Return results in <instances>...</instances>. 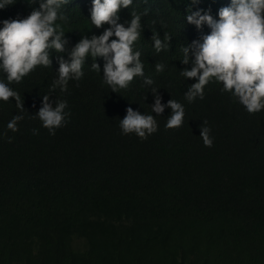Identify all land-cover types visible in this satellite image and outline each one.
I'll use <instances>...</instances> for the list:
<instances>
[{
  "label": "trees",
  "instance_id": "16d2710c",
  "mask_svg": "<svg viewBox=\"0 0 264 264\" xmlns=\"http://www.w3.org/2000/svg\"><path fill=\"white\" fill-rule=\"evenodd\" d=\"M14 2L0 9V21L26 18L39 7V0ZM229 4L133 0L120 11L119 23L127 26L132 11L149 10L135 45L145 77L153 79L162 103L174 99L185 108L182 127L165 128L166 108L147 140L119 128L128 107L151 113L154 97L143 78L111 92L103 58L96 59L98 72L88 57L80 81H69L67 92L51 90L58 56L68 60L82 36L109 27L92 25V0L63 7L68 20L57 23L69 41L66 51H53L51 67L38 66L10 85L26 111L15 100L0 101V264H264V110L249 114L215 80L203 99L190 103L184 94L196 81L180 75L191 67L180 61L181 46L202 42L211 31L188 24L187 10L219 19L218 10ZM153 32L172 36L170 50L155 52ZM158 62L165 65L159 73ZM0 79L6 81L2 72ZM44 95L67 101L71 113L54 136L34 118ZM14 115L24 116L17 132L7 128ZM204 121L210 148L200 137Z\"/></svg>",
  "mask_w": 264,
  "mask_h": 264
},
{
  "label": "clouds",
  "instance_id": "9594fccd",
  "mask_svg": "<svg viewBox=\"0 0 264 264\" xmlns=\"http://www.w3.org/2000/svg\"><path fill=\"white\" fill-rule=\"evenodd\" d=\"M14 0H0V9L14 4ZM36 3V0H32ZM70 0H39V7L23 19H6L0 21V72L5 79H0V101L15 100L21 113L24 108V98L15 91L11 84H19L23 78L33 72L38 66H52L51 53L66 51L69 41L57 21L67 22L68 17L62 11ZM192 4L200 0H191ZM133 0H92L90 21L96 28H105L100 35L82 36L68 52L69 59L58 56L59 67L51 90L59 88L67 92L69 81H80L83 76V66L88 57L93 63L91 69L100 72V64L96 59L103 58V81L111 88V92L119 93L127 90L136 78H143V85L150 88L154 103L150 105L151 113H141L132 107L126 109V115L119 119V128L123 135L135 134L141 140L158 131L156 117L162 116L165 109L171 110L167 117L165 128L178 129L184 124L185 108L174 100L162 103L159 89L151 87L154 81L145 77L141 52L135 45L140 40L143 25L142 16L148 14L131 12V20L125 24L119 23L120 11L130 8ZM186 21L198 30L207 25L210 33L201 40H193L188 45H182V64L185 67L180 75L196 82L188 87L185 99L193 102L197 97L204 98V88L212 80L223 85L222 91L230 93L249 114L264 110V0H230V4L218 10L219 19L213 18L209 12L202 9L188 10ZM156 21H153L155 24ZM163 27V23H162ZM115 37V39H113ZM172 36L164 32L163 37L153 32L151 41L155 52L170 50ZM163 63H156L157 73L164 71ZM44 95L42 106L34 115L42 126L54 136L56 130L68 122L71 113L66 112L67 101L50 99ZM147 95L144 97V101ZM152 113H155L153 115ZM23 115H14L7 128L12 132L19 131L18 122ZM211 129L207 121L200 125V137L205 147L213 146ZM38 135L39 130L33 129ZM11 142V138H9Z\"/></svg>",
  "mask_w": 264,
  "mask_h": 264
}]
</instances>
